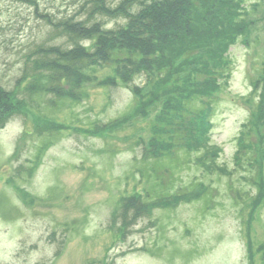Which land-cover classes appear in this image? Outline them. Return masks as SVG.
Returning a JSON list of instances; mask_svg holds the SVG:
<instances>
[{
  "label": "rangeland",
  "instance_id": "1",
  "mask_svg": "<svg viewBox=\"0 0 264 264\" xmlns=\"http://www.w3.org/2000/svg\"><path fill=\"white\" fill-rule=\"evenodd\" d=\"M37 1L56 18L78 15L83 0ZM247 10L248 43L229 48L230 76L209 98L204 139L215 156L201 167L205 147H194L193 128L164 156L147 154L159 150L154 139L171 140L169 114L197 79L190 73L199 61L187 58L194 50L156 67L149 81L136 74L142 97L121 80L104 83L114 77L110 66L90 71L79 99L29 93L15 83L29 46L58 41L29 6L0 0V85L22 103L0 126V264H264V81L255 90L264 75V0ZM245 129L254 150L238 164ZM201 185L200 198L174 202ZM133 196L157 203L124 212L122 200Z\"/></svg>",
  "mask_w": 264,
  "mask_h": 264
},
{
  "label": "trees",
  "instance_id": "2",
  "mask_svg": "<svg viewBox=\"0 0 264 264\" xmlns=\"http://www.w3.org/2000/svg\"><path fill=\"white\" fill-rule=\"evenodd\" d=\"M6 1L29 6L35 17L50 27L51 38L58 41L38 40L29 46L22 76L15 82L26 83L29 93L47 92L51 98L79 99L81 85L92 79L90 71L110 66L115 70L114 77H106L104 83L121 80L131 85L136 96L142 97L141 86L133 85L136 74L144 73L148 77L156 67H169L180 53L194 50L187 58L199 61L200 65L190 73L197 79L169 114L171 140L163 145L159 138L154 139L159 150L150 149L147 154L151 158L164 156L174 144L175 148L186 143L179 139L193 128L194 147H205V153L196 163L204 167L205 160L215 156L213 150H207L204 139L212 127L209 98L228 81L225 78L230 72L225 57H228L229 48L240 38L248 43L247 34L252 22L248 18L247 3L250 5L252 0H83L77 11L82 14L80 17L74 13L56 18L41 11L37 0ZM107 20L115 22L107 26ZM198 49L202 50L200 54L196 53ZM263 81L264 75L257 81L256 91ZM14 91L0 85V126L22 104ZM149 96L150 93L144 91V100ZM241 133L245 142L242 146H249L238 151V164L244 157L251 162L249 155L254 150V143L249 139L250 129ZM252 134L256 135L255 132ZM245 136L248 137L246 141ZM261 147L260 151L264 153L263 143ZM205 188L201 185L190 194L178 193L174 202H180L182 198L196 200L207 193ZM157 201L169 205L161 198ZM151 203H142L133 196L124 198L121 207L124 212L128 209L136 212L141 207L145 213L150 212ZM257 250L264 260V243Z\"/></svg>",
  "mask_w": 264,
  "mask_h": 264
}]
</instances>
